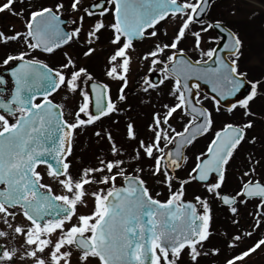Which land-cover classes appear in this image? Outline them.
I'll list each match as a JSON object with an SVG mask.
<instances>
[{
	"label": "snow or ice",
	"instance_id": "1",
	"mask_svg": "<svg viewBox=\"0 0 264 264\" xmlns=\"http://www.w3.org/2000/svg\"><path fill=\"white\" fill-rule=\"evenodd\" d=\"M210 6V0H94L89 6L83 0H0V14L23 24V30H0V46H16L0 58V67L10 69V81L0 76V239L13 245L0 244V264H202L221 255V247L207 248L216 234L209 197L226 209L235 229L220 234L232 252L224 264H249L264 253V171L258 172L264 155L249 153L238 188L228 190L235 157L257 141L249 132L252 106L264 99V79H249L241 70L239 35L226 32L219 20L203 19ZM86 20H92L87 28ZM212 30L226 32L227 42L221 46L220 38L206 37ZM105 36L104 76L118 85L115 99L109 83L97 81L88 66L63 51L79 46L82 58L92 59ZM189 39L197 59L187 55ZM137 42L152 45L137 56L148 64L143 93L161 97L167 88L171 102L153 111L147 138L126 122L129 152L100 125L105 118L119 125L113 116L131 111L122 105ZM55 55L62 56L55 67L39 58ZM153 73H159L157 81ZM201 83L212 95L201 94ZM61 92L71 119L66 105L55 102ZM225 115L231 121L216 130ZM90 126L107 141L108 154L74 169V144ZM210 133L206 150L193 154L189 164L186 150ZM41 166L58 192L43 182ZM146 176L166 193L150 187ZM194 184L205 194L186 200ZM89 201L91 210L82 212ZM249 205L245 225L241 212ZM18 216L24 223L16 222Z\"/></svg>",
	"mask_w": 264,
	"mask_h": 264
},
{
	"label": "flooded vegetation",
	"instance_id": "2",
	"mask_svg": "<svg viewBox=\"0 0 264 264\" xmlns=\"http://www.w3.org/2000/svg\"><path fill=\"white\" fill-rule=\"evenodd\" d=\"M245 1H247V0H211L210 1V5H211L210 9H209L206 17H203V19H206L208 22H215V21L219 20L222 22V25L225 27L226 32L231 31V32L239 35V37L243 41L242 56L240 59L241 70L246 71L248 73L249 79H253V80L264 79V71L262 69H259V68H264V12H263V10L254 9V7H252L251 8L252 14H250L249 13L250 11L245 10L244 7H241L238 4L239 2H245ZM253 1H257L258 3H260L257 6L264 8V0H253ZM42 2L43 3H49V2H54V0H42ZM93 2H94V0H92L91 2H89L85 6H89ZM239 7L243 10L240 11ZM25 15H27V13H25ZM65 17H69V14L67 12L65 13ZM87 22L92 23V20H86V23ZM66 24H67V20H66ZM197 27H199V26H197ZM250 27L255 29V31L249 30ZM0 30H2V29L0 28ZM21 30H23V24H22ZM226 32L221 33V32H219V30H212L209 33H206L205 36L206 37H213V38H220V44L222 46L224 43L227 42ZM169 33L172 34V32H169ZM190 40L191 39H189L188 43L186 44L187 46L185 45L187 55L189 57H191L192 59H197V58H193L191 56V53L188 50L189 49L188 45H190ZM99 45L100 46L108 45L106 36L104 38H102V41L100 42ZM136 46H137V53L133 54V56L135 59L134 63L138 64L137 56L139 54H142V53L148 51L149 48L152 47V45L150 42H137ZM139 46H145L146 48L139 50ZM215 46H216L215 44H206L205 45V47H215ZM79 48H80L79 46L66 47L63 51H67L70 55H72L74 58H77L79 60V54H78ZM15 50H16L15 45L12 46L11 48H4V47L0 46V58L3 57L5 52L15 51ZM225 55H227V53H225ZM254 56H255V58H254ZM256 56H260L261 62L258 64H255L253 62V64H254L253 65L252 61H253V59H256ZM39 58L44 60L46 63H48L49 66H53V67L58 66L59 62L62 60V56H60V55L40 56ZM86 66H88L90 68V70L93 72L97 81L109 83L108 82L109 80L104 76L105 66L103 64L99 63L97 65V67L93 66L92 64L86 65ZM147 70L140 71V68H139V70H134V72L132 71L131 74H134V75L130 78L129 87L125 91L127 93L128 99H150L152 102L155 101L156 103L155 102L153 103L152 111L150 112L152 114L153 111H155L159 102H161L160 99H165V103L171 102V101H170V98L167 97V95H166V93L168 91L167 88H164L165 95H163L161 97H157L155 92L151 93L150 95L143 93L141 77L148 74ZM9 73H10V69L6 70L5 68L0 67V76H3L4 78H6L10 81V74ZM151 79L153 81H157L159 79V73H153L151 76ZM110 84L111 83H109V85ZM110 87L112 88V95H113V98L115 99V97L117 95L118 85L116 84L114 87L110 85ZM208 90H210L209 86L203 84V90H201V94H205V93L208 94V92H207ZM58 94L55 95V99H57ZM55 102H57V101L55 100ZM226 106H227V102H226ZM252 110L255 113L254 128L252 130H250L249 136L257 137V141H256V144H254V145L246 144L242 150V154L235 157V160L232 163L231 169H230L229 188H228L229 191L238 188V186H239L238 177L240 176L242 171L248 167V163L246 160V157L248 156V154L253 153L256 158H259L262 155H264V99H257V101L252 106ZM151 114H150V117H151ZM118 116H121V119L124 122H128V121L134 122L136 124L138 130H142V131H146V126L150 122L149 118L144 120L143 117H145V116L142 115L141 113H138V112L136 113L135 119L131 117V112H127V111L122 113L121 115H118ZM118 116H113L112 119H114V117H115L117 120ZM239 118L240 117L237 116V119H239ZM105 121H107V123L110 122L112 124L111 119L105 118L102 122V125ZM230 121H231V117L228 115L219 117L217 119V122H216V130H219V128L222 126V124L224 122H230ZM139 122H144V123H139ZM174 126H176L178 128V130L181 127L179 123H174ZM94 127L95 126H90L84 132L92 131V130H94ZM83 133H81L80 135H82ZM124 133H125V128H124ZM211 135L212 134L210 133L208 136L198 138V140L194 143V145L190 146L189 149L186 150V154L189 156V164H191V161L193 158L192 155L197 154L196 150L198 149L199 144H203L205 147L204 150H206V146L210 142ZM143 136H144V138H146L147 134H145ZM79 145H80V142H79V139L77 138V140L74 144V155L72 158L73 163H74V169H79L82 167V160L80 157ZM83 160L85 161V159H83ZM262 162H264V161H262ZM150 163H151L150 161H144L145 165H150ZM39 170L41 171L42 175L45 176V179L43 182L51 184L54 191H57V189H58L57 185H55V182L53 180H51L50 178L47 177L44 167L41 166V168ZM259 171H264V169H258V172ZM179 174L184 175V170H180ZM145 178L147 179L150 187L154 186V187L159 189V185H154L151 177L146 176ZM258 178H261V177H258ZM120 184H122V181H118V186H120ZM160 199H164V197L161 196ZM91 208H92V202L89 201L88 208L87 209L82 208L81 211L87 212V211H90ZM216 210L218 211L217 215H219V217L221 218V220H220L221 223L220 222L218 223L219 224L218 225V228H219L218 235L222 239L220 241L222 243V241L225 239V237L220 235V233L223 232V230L225 229V226H227L228 222H230V218H229V213L226 211V209L222 205L219 204V202H218V207H216ZM252 210H253L252 205H249L246 209L242 210L241 218H243V222L248 217L247 213L251 212ZM16 222L17 223H24L22 217H19V216L17 217ZM220 224H221V226H220ZM221 227H222V229H221ZM230 227L232 228V231L235 230L232 226L229 225V229H230ZM3 228H4V225L2 223H0V229H3ZM0 244H7L9 248H11L13 246L11 243H8L7 241H5L3 239H0ZM22 244H23V238L18 237L15 246L19 247ZM252 258H253V256L250 259H252ZM250 263L254 264V262H252V261H250ZM17 264H29V262L17 261Z\"/></svg>",
	"mask_w": 264,
	"mask_h": 264
},
{
	"label": "rangeland",
	"instance_id": "3",
	"mask_svg": "<svg viewBox=\"0 0 264 264\" xmlns=\"http://www.w3.org/2000/svg\"><path fill=\"white\" fill-rule=\"evenodd\" d=\"M91 1L92 0H84L83 1L84 6L87 5ZM49 3H51V2H49ZM238 4L241 7H244L245 10L250 11L249 12L250 14H252L251 13V8L252 7H254V9L263 10V12H264V8H261L260 6H257V5L260 4L257 1H253V0H251V1L249 0L248 1L247 0L245 2H239ZM239 10L242 11L243 9H241L239 7ZM89 24H91V22H87L85 24V27L87 28V26ZM0 28L2 30H5V31L13 29V28L16 29V30H21L22 29V21L18 17H14V16H12L10 14H0ZM249 30L255 31V29H253L252 27H250ZM172 31H173L172 26H169V32H172ZM169 35H171V34L169 33ZM188 46H189L188 50L191 53V56L193 58H199L198 54L194 53L191 50L192 49V41L191 40H190V45H188ZM144 48H146V47L145 46H139V50L144 49ZM82 51H83V49L80 47L79 48V52H78V54H79V60L78 61L81 64H84V65L92 64L93 66L97 67V65L99 63H101V64H103L105 66L106 55H107V53L109 51L108 45H106V46L98 45V52L92 59H83L82 56H81ZM254 58H255V56H254ZM134 62H135V59H134ZM253 62L255 64L260 63L261 62L260 61V56H256V59H253L252 64H253ZM138 64L137 63L133 64V72H134V70H139V68H140V71H142V70L144 71V70L148 69L147 62L140 63V61L138 60ZM259 69H262L264 71V68H259ZM133 75L134 74H131V77ZM108 82L111 83L110 85L113 86V87L116 85V83L113 82V81L109 80ZM55 100L58 103H64L66 105L65 106L66 118L71 119L72 117L69 115V112L72 110V108H70L67 105V102L64 100L63 92L59 93L58 96H57V99H55ZM160 101L161 102H159V104L157 105L155 111L156 110H160V105L162 103H165V99H160ZM154 102H152L150 99H128L127 103L125 105H122V107H124L125 109H128V108L131 109L130 112H131V117L132 118L135 119L136 113L138 112V113H141L142 115L145 116V117H143V119L145 120V119H148V118L150 119V114H151L150 112L152 111V107H153V103ZM75 106H76L75 104L72 105V107H75ZM114 119L116 120L115 117H114ZM117 120L120 121L119 125H114L113 123L111 124L110 122L107 123V121H105L103 123V125L102 124L100 125V128L110 130L113 133V136L116 139L117 143L124 145V148L130 152L132 145H130L129 143H127L125 141L124 128H125V123L126 122H124L121 119V116H118ZM139 123H144V122H139ZM97 130H99V129H97ZM139 132H140L142 137H144L143 135H145V134H147V136L149 135L147 133V131L139 130ZM77 138L79 139V142H80L79 149H80V157H81V160H82V167L83 166L95 165L98 162L99 158H105V156H107L108 149H109V145H108L107 141L106 140H101L99 138H96L93 135V130L92 131H86L82 135H79ZM204 149H205L204 145L203 144H199L198 145V149L196 150L197 154H199ZM192 157H193V155H192ZM83 159H85V161ZM159 190L164 191L166 193V190L163 188L162 185H159ZM58 191H59V188L57 189V192ZM196 194H200V195L203 196L205 193H204V190L200 186L194 184V185H192V186L187 188L185 199L186 200H192L193 196L196 195ZM209 203H210V205L212 207V211L213 212L216 211V213H217L218 211L216 210V207H218V202L212 200V198L209 197ZM213 216H214V222H215L214 223L215 224V232H217L216 230H217L218 223L220 222L221 218L219 217V215H216V217H215L214 213H213ZM249 220H250V217H247L246 220L244 221L245 225H247ZM229 225L231 226L230 222H228L227 226H225V229L223 230V232L225 230H227L229 232H232V228L230 227V229H229ZM220 226H221V224H220ZM221 229H222V227H221ZM214 237L218 238V235L215 234ZM213 238L211 239V242L207 245V248L210 249V248H212L214 246L215 247H221V255L220 256H216V257L209 256V257L205 258L202 261V264H224L225 258L230 256V255H232V252L230 250H225L224 249L223 244L220 242L222 240L221 238H220V241L217 240V239H213ZM250 261L254 262V264H264V253L254 254L253 258L250 259ZM249 264H252V263L249 262Z\"/></svg>",
	"mask_w": 264,
	"mask_h": 264
},
{
	"label": "trees",
	"instance_id": "4",
	"mask_svg": "<svg viewBox=\"0 0 264 264\" xmlns=\"http://www.w3.org/2000/svg\"><path fill=\"white\" fill-rule=\"evenodd\" d=\"M214 214H215V217H216V215H217V213H216V211H214L213 212ZM215 223V222H214ZM219 225V224H218ZM214 228H215V224H214ZM217 229H218V227H217ZM217 231V230H216ZM213 239H217L218 240V238H213Z\"/></svg>",
	"mask_w": 264,
	"mask_h": 264
},
{
	"label": "water",
	"instance_id": "5",
	"mask_svg": "<svg viewBox=\"0 0 264 264\" xmlns=\"http://www.w3.org/2000/svg\"><path fill=\"white\" fill-rule=\"evenodd\" d=\"M201 89H203V85H202V83H201ZM211 95H212V93H210Z\"/></svg>",
	"mask_w": 264,
	"mask_h": 264
}]
</instances>
